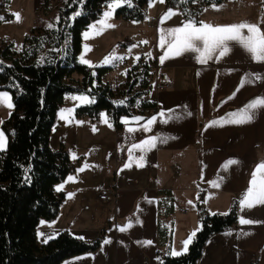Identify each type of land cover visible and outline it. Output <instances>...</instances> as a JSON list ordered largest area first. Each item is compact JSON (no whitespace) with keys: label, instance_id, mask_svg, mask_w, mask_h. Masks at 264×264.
Masks as SVG:
<instances>
[{"label":"crops","instance_id":"1","mask_svg":"<svg viewBox=\"0 0 264 264\" xmlns=\"http://www.w3.org/2000/svg\"><path fill=\"white\" fill-rule=\"evenodd\" d=\"M40 2L34 0L33 9ZM9 3L7 0L8 7ZM170 9L177 14L165 18ZM145 10L142 20L117 16L129 28L125 35L128 40L119 44L128 50L123 53L127 58L151 56L159 78L168 76L173 84L167 88H155L153 84L145 93L150 92L156 100L157 111L148 115H121L118 126L105 110L94 119L76 116L77 106L74 107L68 121L74 128L85 124L91 133L70 139L77 162L83 165L78 167L84 171L74 174L77 171L74 167L61 182L67 183L74 174L84 184L59 182L55 188L59 186L65 192L63 203L74 192L69 205H97L93 221L97 223L80 225L81 233L64 226L55 234L68 229L90 242L103 231V237L96 251L68 258L62 264H157V252L173 256L170 255L173 249L183 251V241L200 228L202 210L224 213L233 203L238 213L236 221L206 239L196 264H251L255 260L264 264V204L243 210L238 204L249 187L253 171L264 162V107L256 108L253 119L247 123L221 119L257 97H264V62L254 61L236 42H229L231 50L227 55H214L203 64L198 61L199 54L192 51L178 56L168 54L163 63L160 60L167 51V44L160 47L161 32L171 39L167 30L182 27L189 20L195 21L197 27L201 22L213 26L248 22L264 31V0L203 4L191 19L184 17L178 1L149 0ZM103 13L94 21H100ZM242 31L248 34L247 29ZM153 117L156 120L147 125ZM212 121L218 124L209 127ZM146 125L150 130L145 131ZM152 137L158 138L154 147L133 148ZM68 150L72 159V150ZM228 160L238 163L225 171L222 166ZM215 181H220L219 187L213 186ZM103 192L107 193L106 198L99 197ZM75 210L71 207L68 211ZM241 217L256 223L241 224ZM122 227L127 230L121 231ZM105 240L110 243H103Z\"/></svg>","mask_w":264,"mask_h":264},{"label":"trees","instance_id":"2","mask_svg":"<svg viewBox=\"0 0 264 264\" xmlns=\"http://www.w3.org/2000/svg\"><path fill=\"white\" fill-rule=\"evenodd\" d=\"M49 1L41 0L42 13L50 11ZM108 1L63 0L51 24L36 25L25 33L20 50L14 48L13 41L0 39V90L10 93L13 104L1 122L7 147L0 151V264H62L68 258L100 248L103 231L89 242L63 229L39 242L37 225L41 218L51 220L58 214L65 192L57 191L55 185L74 169L68 148L63 143L57 148L50 144L65 93L92 95V102L75 108L76 116L96 119L105 110L115 126L121 115L133 113L134 104L143 94L134 86H143L148 63L137 70L127 69L124 88L114 98L111 86L102 80L111 66L88 65L78 59L82 31L101 15ZM173 1H178L188 19L203 4L223 0H196V6L191 7L189 3L195 0H169ZM148 2L131 0V6L124 3L114 13L124 19L142 20ZM76 12L81 14L75 16ZM9 13L12 18L13 13ZM74 72L81 74L79 82H70ZM237 217L235 203L224 213L202 210L200 228L187 252L178 256L157 252V264H196L206 239L230 227ZM251 264H257L256 260Z\"/></svg>","mask_w":264,"mask_h":264},{"label":"rangeland","instance_id":"3","mask_svg":"<svg viewBox=\"0 0 264 264\" xmlns=\"http://www.w3.org/2000/svg\"><path fill=\"white\" fill-rule=\"evenodd\" d=\"M62 1L63 0H50L49 1L51 7L50 11L48 13H42L39 10L40 6H38L37 9H33L34 0H10L9 7L6 4L7 0H0V17H3V20H0V39H7L13 41L14 48L16 50H20L22 47L25 33L30 28L36 25L51 24L56 17V7ZM109 3H111V1H109L104 6L103 12L109 10L107 7ZM40 4L41 2L39 3V5ZM196 4H197L196 0L191 1L189 3V6L190 7L192 5L196 6ZM8 11H11L13 13V18L8 17L10 15ZM15 13H19L20 16L19 20H17L16 16L14 15ZM195 14L197 15V12ZM7 17L8 19H6ZM122 20L123 19L121 18L117 19V16L114 13L111 19L108 21V23L114 25V27L106 28L105 30H103L101 34L92 33L91 25L97 24L98 22V21L97 22L94 21L91 25L88 26L89 28H86L82 31V49L78 53V59L82 62L81 57H83L84 60L90 62V64L86 63L88 65L111 66V70L109 72L107 71L103 75L102 80L104 79L103 82L108 83L110 86L114 85V87L111 88L113 91L114 98H117L119 96L120 90L124 88L128 68L136 67L135 70H137L138 68L141 67V65L144 62L149 64L148 73L145 74V79H143L142 81L144 82L143 86H139V84H136L134 86L136 90L139 89L143 91V94L147 89L151 88L153 84H155L157 79H159V76L157 74L158 73L157 69L154 65V61L151 56L149 57L145 54H140L134 56L133 58H127L126 54H123L128 50L125 48V46H121L119 43L120 41L126 43L128 38L125 35L129 33V28L126 24H124V21ZM86 32L90 33V37L88 39H85L84 36V33ZM85 46H87L88 48L87 51L85 50ZM113 53H115L117 57H123V59L122 60L113 59L110 62L105 63L104 62L105 58L109 57ZM136 57H139V59L137 60ZM80 79H81V74L74 72L70 77V82L76 83L77 81L79 82ZM0 92H7L10 95L8 91L0 90ZM75 97H88V100L91 102L94 100L93 96L92 95L90 96L86 92H73V91L66 92L64 95L63 103L59 108L55 118V122L50 137V144L52 147L57 148L61 143H63L64 145H66V148H70L72 150L73 157L71 160L73 161L74 167L77 168V171L74 174H78L79 170L81 171V169H83V168L79 169V167H82L83 165L80 166V164L77 162L74 151L75 147L73 146L72 144L73 142L70 139L75 135L91 133V129L86 128L85 124H82L81 126H76L74 128V126L70 121H68V119H70V116L71 117L73 116L74 107L82 104H87L90 102H81L80 100L74 99ZM12 108L10 109L4 105H0V131H3L1 129V122L3 121L4 118H6L9 115ZM62 111L64 112L65 115V118L63 119L61 118ZM100 118L103 119V115H101ZM76 148L78 149V143H76ZM74 174L70 176V178L72 179L69 178L67 183L70 182L71 184L75 182L73 184H76L77 182L81 181L80 183L84 184V180H79L78 178L74 177ZM67 183L64 182L62 184H67ZM87 184H90V182H87ZM57 188L59 189L61 187L58 186ZM101 194H105V197L103 198H106L107 196L106 192H103ZM74 197H75L74 192H71L70 198L73 199ZM70 200H68L66 203L63 202L61 203L59 207L58 216L54 217L51 220H46L44 218L40 219L37 225V237L39 242H43L47 240L52 235H54L61 227L64 226L67 228L68 226L74 227L76 231L81 233L82 228L80 225L97 223V222H93L96 220L95 216L98 209L97 205L86 207L84 204H79L73 206V205H69ZM71 207H73V209L76 208V210L73 213L68 211L69 208ZM66 211H68L67 214ZM88 216L90 217V219H86ZM75 225H79V226L76 227Z\"/></svg>","mask_w":264,"mask_h":264},{"label":"snow or ice","instance_id":"4","mask_svg":"<svg viewBox=\"0 0 264 264\" xmlns=\"http://www.w3.org/2000/svg\"><path fill=\"white\" fill-rule=\"evenodd\" d=\"M160 3H163L164 0H159ZM124 3H128L131 6V0H111V3L108 4V11L103 13V19L97 22V24L91 25L92 33L101 34L106 28L114 27V25L108 23L111 17L114 14L116 8L123 6ZM81 13L76 12L75 16H79ZM177 14L173 10H169L166 13L165 18H170L172 15ZM17 20L20 19L19 13L14 14ZM0 20H3V17H0ZM99 25V27H98ZM51 27V25H49ZM243 29H247V35L243 33ZM85 39L90 37V33H84ZM167 36L171 39L165 38V33L161 32L160 47L164 48L167 44V51L164 56L160 58L161 63L164 62V59L168 58V54L174 56L181 55L185 51H192L198 53V61L200 63H206L208 60L212 59L213 56L224 57L230 52L229 42H236L240 44L256 62H264V31H261L260 27L256 24H251L248 22H243L240 24H233L227 26H213L210 24L202 23L197 27L196 22L189 20L187 23L183 24L182 27L168 29ZM142 43H147L143 41ZM85 50L88 48L85 46ZM113 59H123V57H117L115 53L111 54L109 57L105 58V63L110 62ZM138 60L139 57H136ZM83 63H89L81 57ZM256 78L259 79V75H256ZM243 81L240 84V87H243ZM239 88L237 89V91ZM233 97H229L231 99ZM74 99L80 100L81 102H91L88 100V97H75ZM0 105H4L8 108H12L13 104L11 102V96L7 92H0ZM258 107H264V97H257L256 99L250 101L242 109H239L237 112L229 113L226 118H221L229 123H247L253 119L254 110ZM71 111V110H69ZM164 116V113L160 114ZM61 118H65L64 112H61ZM136 121H139L142 118H134ZM156 120V117H153L147 121V125H151ZM166 122V121H165ZM105 123H107V118H105ZM128 123V121H125ZM217 121H212L209 124V127L217 125ZM147 125L145 126V131L150 130ZM129 131H133L132 128H129ZM157 137H152L149 140L143 141V145H133V148H138L144 150V147H154L157 142ZM7 147V137L0 131V151L5 150ZM143 160V157L140 158ZM238 163L236 160H228L222 166L226 171L231 165ZM131 166L126 165V167ZM140 166H143L141 163ZM83 171V169H81ZM72 179V178H70ZM222 177L220 180L222 181ZM214 187L220 186V181L213 182ZM60 190V189H57ZM191 203V202H190ZM238 204L243 210L244 208H252L257 204H264V162H261L257 165L256 169L253 171L252 178L249 182V187L242 195ZM227 214V213H225ZM241 224H252L256 223L250 219L240 218L239 221ZM131 224H129V227ZM121 231H126V228H120ZM196 232L190 234L189 238L183 241V251L177 252L173 249L170 255L178 256L182 255L184 252H187L189 244L192 242V239L195 237ZM103 243H110L109 240H105ZM151 244V241L145 242Z\"/></svg>","mask_w":264,"mask_h":264},{"label":"built area","instance_id":"5","mask_svg":"<svg viewBox=\"0 0 264 264\" xmlns=\"http://www.w3.org/2000/svg\"><path fill=\"white\" fill-rule=\"evenodd\" d=\"M172 78L168 77V76H163L159 79L156 80L154 86L155 88H164V87H168L172 85ZM113 86H111V88H113ZM133 113H139V114H153L157 111L158 109V105L156 103V100L152 97V95L150 94V92H146L144 94H142L139 99L137 100V102L134 104L133 106ZM100 197H105V194H101Z\"/></svg>","mask_w":264,"mask_h":264}]
</instances>
